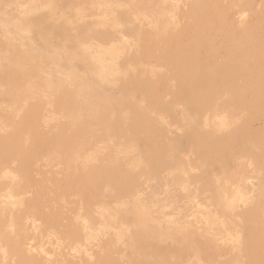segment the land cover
I'll return each mask as SVG.
<instances>
[{
  "label": "rangeland",
  "instance_id": "1",
  "mask_svg": "<svg viewBox=\"0 0 264 264\" xmlns=\"http://www.w3.org/2000/svg\"><path fill=\"white\" fill-rule=\"evenodd\" d=\"M219 1L235 30L264 33V0ZM196 5L0 0V137L36 108L40 152L30 182L17 157L0 161V264H253V256L264 264L246 222L254 209L261 207L254 225L264 213V102L259 96L246 106L239 98L250 102L255 85L236 74L198 99L179 86L178 68L156 61L167 38L187 55L191 26L204 25L189 18ZM211 36L215 54L202 47L197 58L220 67L229 56ZM154 40L160 44L146 61ZM257 60L252 78L264 86V58ZM134 80L137 88L153 83L160 98L147 99ZM137 110L149 119L162 161L140 133ZM245 122L233 153L208 155L206 146L243 136ZM61 133L71 149H58Z\"/></svg>",
  "mask_w": 264,
  "mask_h": 264
},
{
  "label": "bare ground",
  "instance_id": "2",
  "mask_svg": "<svg viewBox=\"0 0 264 264\" xmlns=\"http://www.w3.org/2000/svg\"><path fill=\"white\" fill-rule=\"evenodd\" d=\"M220 3H221V1H219V0H197L196 7H194V9L189 13V18L194 20L195 22L196 21H204V25L198 26L195 23L194 25L191 26L190 30H192L193 32L195 31L194 32L195 35L192 37V39H190L188 41V48L189 49L187 50V55L182 56L181 52L179 51L181 49V47L179 46V43H175V41L170 40V38H167L166 40L161 41V45L163 46V49H165V50H164V53L162 55H159L156 58V61L162 62L163 64H165V66L167 65L169 68H176V69L178 68L179 71H176V75L174 77L177 79L179 86L182 88V90H185V94H188L189 96L198 97V99H199V97H206L208 94L209 95L212 94L213 91L211 92L210 90L213 87L230 86L231 80H232V78H234L233 76L236 74H240L244 78V80L247 84H251L253 86L255 85L254 86L255 91H254V95H253L250 102H248V100L246 98L244 99L242 95H239V98L246 106H248V104L255 106L256 103L254 101H256V99L259 96H260V98H259L260 101L264 102V93H263L264 86H263V84H260L259 80H255L252 78L253 71H256L257 70L256 68L260 64V61L257 59L258 58H264V33L260 34V35L258 34V37H257L256 33H255V28H253L252 30L244 29V28H243L244 30H235L234 29L235 26L233 27L230 23L229 24H227L228 22L226 23V21L224 19L225 15H226V10L224 7H222L220 5ZM261 16L262 17H259V19L264 20V14H262ZM259 25H260V27L262 26V29L264 31V23H259ZM209 35L210 36L214 35L218 39V42H219L218 44H220V49L226 50L228 53V56H229L228 60L220 67H205V66L203 67L201 62L197 58L198 50L202 47H206L209 51L214 52V49H210V47H209L210 46ZM211 37H213V36H211ZM246 42L251 43L250 51L247 50L249 48V46L246 44ZM159 44H160V42H158L157 40H154L148 46V50H146L144 55H143L144 58H146L145 59L146 61H150V59H153L152 50L153 51L156 50V48L159 46ZM252 46H253V48H252ZM214 54H215V52H214ZM214 54H212L213 58L215 56ZM253 54L257 55V59H255V61L252 60ZM6 55H8V54H6ZM3 57H5V55ZM17 64H16V66H17ZM2 65L4 66L3 63H2ZM2 65H1V67H2ZM10 65L12 66V63L11 64L9 63V66ZM10 70H13V69H10ZM105 71H106V69H105ZM3 72H4V70H3ZM12 78H14V77H12ZM254 78H255V76H254ZM256 79H259V76ZM10 81H9V83H10ZM12 82H14V81H12ZM15 83H16V81H15ZM132 83H133L134 89L136 91L141 88L140 86H142L141 89L144 90V92H145L144 94H145L147 99L152 101V100H157V98H160V94L158 93L159 91H157L154 84L151 83L150 81L143 80V82H141V84L139 86L140 88H137V86H138L137 84L140 82H137L136 80H134V81H132ZM11 84L12 83H10L9 85H11ZM261 89H262V91H261ZM241 91H243V88ZM173 95H174V93H173ZM37 97H38V95H37ZM259 99H257V100H259ZM66 103H67V96L66 95L59 98L58 102H56L57 107H63L66 105ZM118 107H120V106H118ZM263 109H264V105L262 107V110ZM133 117H134V119H137V121H139V123L137 125H138V128H140V133H143L144 139L146 138L145 140H147L151 144L150 147H151L152 152L157 154L158 159H160L163 156L164 151L162 150L161 146L157 145L159 143H156L158 138H157L154 130H152L151 124L148 122L149 119L147 118V120H148L147 121L146 115L141 113L139 110L134 112ZM36 119H37V109L36 108H30L24 113L22 120L19 123H17L16 126L13 127V130L11 132H9L5 136L0 137V161L2 159L8 160V159H11L13 157H17L19 160L18 168L20 169V171L24 175V177H26V180H28L29 182H30L31 177L29 175L30 170L28 167H30V164L33 163L35 160H37L38 156H40V152L38 151L39 143L37 144V140L39 138V132L37 129ZM243 127H244L243 136H239L237 139H229V138L222 139V140H219L217 143H215L214 146H211V147L206 146V148L208 149V155L209 154L210 155L217 154V157H220V158L223 157L222 159H224V153L225 152L233 153L235 142L240 141L238 139L242 140L244 135L247 133V123L246 122L243 125ZM119 130H120V127L117 124L116 128H115V132L118 133ZM204 135H205V133H204ZM193 136H194V134H193ZM141 138H142V136H141ZM263 140H264V136H263ZM192 141H193V139H192ZM205 143H206V145H208L207 140ZM72 144H73V140L71 137L64 136L63 133H61L59 135V138L57 141V145H58L59 150L60 149L62 151L69 150L72 148ZM44 145H45V143H44ZM194 146H195V144H194ZM147 157L149 158L150 156H147ZM225 157H227V156L225 155ZM160 160L162 161V159H160ZM167 160H169V159H167ZM164 166H165V164H164ZM91 172L92 171L90 170L89 173H91ZM87 181H88L87 179L81 180L79 182L80 188H82V189L85 188V186L88 183ZM29 182L25 181L24 183L19 184V186L20 185L21 186L18 189V191L19 192L27 191V187H28ZM20 202H21V200H20ZM204 210H205V208H204ZM260 210H261V207H258L257 209H254L253 211L247 213L246 214V222L248 224H250V227H252L251 241L257 247L260 248L257 250H260L259 254L261 255V257H263L262 262L264 263V234L262 233V231H259L261 227L264 228V213L262 215H260V217L257 219V224L254 225L251 223V222H255L256 217L259 214ZM251 225H254V226H251ZM258 227H260V228H258ZM13 235H14V233H13ZM248 236L250 237V235H248ZM12 238H14V237H12ZM240 240H241V238H240ZM13 241L15 242V240H13ZM28 258H29V256L26 257V259H28ZM252 259H253V261L255 260L254 263L260 264V261L257 257L253 256ZM161 262H154L151 264H180V263H175L173 261L172 262L167 261L166 263H161ZM31 263H32L31 260H29V262L28 261L25 262V264H31Z\"/></svg>",
  "mask_w": 264,
  "mask_h": 264
}]
</instances>
